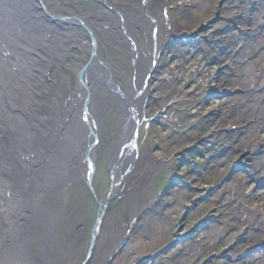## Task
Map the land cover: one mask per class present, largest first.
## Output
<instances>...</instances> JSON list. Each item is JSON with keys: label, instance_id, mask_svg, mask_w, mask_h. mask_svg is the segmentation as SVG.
Wrapping results in <instances>:
<instances>
[{"label": "rangeland", "instance_id": "1", "mask_svg": "<svg viewBox=\"0 0 264 264\" xmlns=\"http://www.w3.org/2000/svg\"><path fill=\"white\" fill-rule=\"evenodd\" d=\"M64 2L79 15L89 11L86 20L102 5ZM118 3L130 13L124 42L111 39L114 14L110 31L95 34L113 77L129 90L141 87L131 161L118 173L86 260L124 128L110 91L91 177L76 175L67 190L45 196L58 221L50 264H264V0ZM128 37L139 40L138 58L124 50L133 48ZM79 43L67 40L66 57H56L50 81L44 78L49 83L37 85V104H46L50 83L75 84Z\"/></svg>", "mask_w": 264, "mask_h": 264}, {"label": "bare ground", "instance_id": "2", "mask_svg": "<svg viewBox=\"0 0 264 264\" xmlns=\"http://www.w3.org/2000/svg\"><path fill=\"white\" fill-rule=\"evenodd\" d=\"M98 1L102 5L86 20L84 14L89 11L82 10L83 16L79 15L72 4L66 7L64 0H0V264H36L39 258L50 264L58 221L45 196L51 193L50 188L59 193L67 190L68 180L76 175L91 177L102 134L100 112L109 102L110 91L116 94L124 115L122 137L113 147L117 151L112 160V192L119 184L118 173L131 161L129 145L138 120L141 87L129 90L113 77L109 57L97 50L101 41L95 33L96 29L110 31L107 16L114 14L117 25L111 39L117 44L124 42L130 19L128 11H123L124 4L118 2L137 6L142 0ZM142 22L134 26L137 34ZM74 38H78L84 56L75 66V84L50 83L44 93L46 104H37V85L44 78L50 81L56 57H66L67 40ZM128 38L133 48L124 46V50L138 58L139 40ZM37 240L40 246L34 250Z\"/></svg>", "mask_w": 264, "mask_h": 264}, {"label": "water", "instance_id": "3", "mask_svg": "<svg viewBox=\"0 0 264 264\" xmlns=\"http://www.w3.org/2000/svg\"><path fill=\"white\" fill-rule=\"evenodd\" d=\"M111 193H113V192L111 191V187H110L108 192H106V196H105L106 198H105L104 202L103 203L101 202L100 205H99L97 216H96L95 222L93 224L92 232H91V237H90V242H89V249H88V252H87V256L85 257L86 260H87V258L89 257V255L91 253V249H92L93 244L95 242V237H96L95 235L97 234V231H98V228L100 226L101 219H102V216H103V213H104V209H105L106 204H107V200L111 196Z\"/></svg>", "mask_w": 264, "mask_h": 264}, {"label": "flooded vegetation", "instance_id": "4", "mask_svg": "<svg viewBox=\"0 0 264 264\" xmlns=\"http://www.w3.org/2000/svg\"><path fill=\"white\" fill-rule=\"evenodd\" d=\"M144 31L145 32H148L147 30H146V27H144ZM153 32L154 33H156V28L154 27V28H151V33L153 34ZM149 34V33H148ZM137 46H138V44H137Z\"/></svg>", "mask_w": 264, "mask_h": 264}]
</instances>
